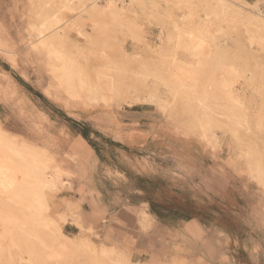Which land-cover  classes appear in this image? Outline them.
<instances>
[{"label": "rangeland", "instance_id": "374dc122", "mask_svg": "<svg viewBox=\"0 0 264 264\" xmlns=\"http://www.w3.org/2000/svg\"><path fill=\"white\" fill-rule=\"evenodd\" d=\"M255 1L248 2L254 4ZM57 7L59 3L54 0H0V126L5 131L24 142L40 147L42 143L50 144L52 139L47 133L50 121L47 120L44 111L59 110L61 114L84 121L83 119L104 109L149 104L154 106L158 118H162L165 127L169 126L176 134L198 137L207 145L220 165L232 173L248 177L264 190V179H257L259 171L264 170V28L257 29L252 23L247 24L241 18L234 19L228 8L225 10L221 8L218 0H171L169 5H163L164 10L155 14L147 11L144 14V11L136 7L137 15H132L129 22L120 24L111 19L101 22L104 31L94 29V21L85 18L84 13ZM259 7L264 11V2H261ZM51 17L52 26L48 25ZM66 21L74 24L62 30L65 39L60 49L63 50L62 53L67 51L64 55L73 57L72 60H75L80 68H85L89 72H100L107 75V78L111 74L115 77L118 70L125 71L123 91L115 100L94 101L93 91L83 89L77 79L73 88L67 87L56 70L64 61L50 59L46 48L33 43L38 39L35 37L37 30L42 29L43 35H48L52 31L56 32V29ZM46 23L47 29L49 26L51 29L46 30ZM79 25L83 26L86 32H91L96 42L94 46L89 43L85 31ZM193 29L200 31L202 38L209 43L225 45L227 51L223 65L228 68L236 67L242 73L234 84L240 99V107L233 108L237 113L234 112L232 115L227 110L230 105L227 101L211 104L214 108L211 115L218 119L210 127L212 140L201 137L197 125L199 126L200 118L204 117V112L199 111L197 106L192 109L193 103L190 100L181 97L174 99L168 90L160 85L155 88L157 92L155 95L159 100L156 103L145 100L150 95L152 82L156 85L153 76L168 69V65L174 59L189 61L190 57L186 50L189 40L186 32ZM141 71L149 73L145 83L129 79V76ZM249 78L252 79L247 81ZM105 95L112 97L109 91H106ZM137 97L140 99L139 102L135 101ZM216 114H227L228 117ZM235 115L236 117H233ZM93 136L102 156L110 155L111 153L103 146L105 144L103 139ZM42 147L55 158L54 166L61 165L62 169H65L46 147ZM118 150L113 153L119 157L121 154L127 156L128 151L125 153L123 151L125 147ZM129 154L138 156L150 170L157 171V167H160L152 166L153 156L146 150ZM182 162L177 159L174 167L177 168L176 171L173 170L177 177L170 173H162L161 168L160 174H157L161 175V178L147 177L153 183L144 182L148 190L141 195L146 196L151 203H162L160 205L168 206L169 210L178 211L181 208L180 202L187 199L189 185L184 168L180 167ZM197 181H200V178ZM131 186L139 187L136 178L132 180ZM65 187H61L60 184L56 191L48 193L49 209L44 212L42 220L57 219L63 211L69 209L71 215L77 217L83 227H78V236L91 239L99 249H115L129 263L189 264L186 258L182 257L184 253L182 246L177 245L174 240L154 243L145 239L140 241L138 246L131 245L128 248L125 243H115L110 233L112 228H109L110 237L104 230V227L111 226L112 221L106 224L99 223L93 227L84 226L81 216L84 214L87 217L93 211V206L83 207L79 201L71 203L63 199L65 209L60 213L54 208L57 197L53 195L66 189ZM88 192L87 197L92 200L94 195ZM103 196L107 201L109 196L105 194ZM131 200L136 202L138 199L132 196ZM10 206L16 213L22 211V206L16 202L10 203ZM164 209L166 208H160L158 211L161 213L164 211L162 215L167 219L168 225L176 227L173 218L175 214ZM138 218V229L143 234L145 231H142L140 226L144 229L151 227L154 219L145 210H141ZM86 229L93 231L90 233L85 231ZM3 231L4 225L0 222V235H3ZM63 231L69 235L71 230L63 227ZM9 241H11L9 238L3 240L0 238V264L29 262L31 264L30 256L21 253L15 245H9L11 244ZM42 258L38 264H57L47 256Z\"/></svg>", "mask_w": 264, "mask_h": 264}, {"label": "crops", "instance_id": "0c3cea01", "mask_svg": "<svg viewBox=\"0 0 264 264\" xmlns=\"http://www.w3.org/2000/svg\"><path fill=\"white\" fill-rule=\"evenodd\" d=\"M44 113L50 121L47 133L52 139L50 144L42 143L40 147H46L66 171L74 173L64 177L66 189L53 195L57 197L54 203L57 211L65 209L63 199L71 203L79 201L83 207L93 206L87 217L81 216L84 226L112 221L104 230L109 236L112 228L115 243H125L128 248L145 239L154 243L174 240L182 246V257L189 264H264V190L248 177L220 165L198 137L176 134L169 126L165 127L154 106L142 103L121 109L112 107L84 121L59 110ZM93 135L103 139L110 155L102 156ZM123 147L127 156L113 153ZM143 150L153 156L152 166H160L157 171L129 154ZM177 159L183 161L180 167L189 182L186 196L209 209L208 218L179 220L176 227H171L151 212V202L141 194L148 190L144 184L147 177L161 178L157 175L160 168L162 173L177 177L174 172ZM135 178L138 188L131 186ZM88 191L94 195V202L87 197ZM104 194L109 196L107 201ZM132 196L138 200L133 202ZM141 210L154 219L151 227L140 226L147 235L138 229ZM64 228L71 230L70 236L79 234V228L72 224Z\"/></svg>", "mask_w": 264, "mask_h": 264}, {"label": "bare ground", "instance_id": "6f19581e", "mask_svg": "<svg viewBox=\"0 0 264 264\" xmlns=\"http://www.w3.org/2000/svg\"><path fill=\"white\" fill-rule=\"evenodd\" d=\"M54 1L59 3V7L71 11L78 10L80 14L84 13L85 18L94 21V29L99 28L100 31H104L101 25L106 19L116 20L123 24L129 22L132 15H137L136 7L144 11V14L146 11L155 14L164 10L163 5H169L171 0ZM261 2L264 0H256L254 4L247 0H237V2L218 0L221 8L224 10L228 8L234 19L241 18L247 24L252 23L257 29L264 28V11L259 7ZM51 19L52 17L50 18L52 23L48 25L52 26L53 20ZM72 24L74 22L66 21L56 29V32L52 31L48 35H43L44 30L39 29L37 35L35 34L38 39L33 43L46 48L50 59L64 61L62 66L56 70L67 87L73 88L74 81L77 79L79 86L93 91L94 101L115 100L117 95L123 91L125 71L118 70L115 77L111 74L107 78V75L100 72H89L85 68H80V65L77 64V66L75 60H72L73 57L69 58L71 56L64 55L67 51L62 53L63 50L61 51L60 48L65 39L62 30L65 27H71ZM51 26L48 29H51ZM79 26L85 31L83 26ZM45 27L48 30L47 23ZM186 33L189 40L186 48L190 57L189 61L174 59L168 65V69L153 76L156 85L152 82L150 95L145 100L149 103H156L159 100L155 95L157 94L155 88L159 85L164 86L174 99L181 97L190 100L193 103L192 109L197 106L199 111L204 112V117L200 118L199 126L197 125L201 137L212 140L210 127L218 119L211 115L214 112L211 104L222 100L227 101L230 104L227 110L234 115L233 108L240 107V99H238L234 84L237 83L242 73L234 65V68L223 65L227 51L225 45L218 46L209 43L208 40L202 38L200 31L194 29L187 30ZM85 36L92 46L96 44L91 32L85 31ZM114 71L115 69L112 72ZM148 76V72L141 71V73L132 74L129 79L145 83ZM106 91H109L112 97H106ZM135 101L139 102L140 99L137 97ZM216 115L228 117L227 114ZM54 163L55 158L48 154L46 149L24 142L0 126V222L4 225L3 235H0V238L2 240L9 238L12 241H9L11 243L9 245H15L21 253L30 256L31 264H38L44 256L55 260L57 264H136L129 263L115 249H99L89 238L65 234L63 227L66 224L70 223L77 228H83L79 219L71 215L69 209L63 211L57 219H41L44 217V212L49 209L48 193L56 191L60 184L61 187H65L67 185L64 181L65 176H74V173L62 169L61 165L54 166ZM263 173L264 170H260L257 179H264ZM12 202L22 206L20 213L11 209L10 203ZM85 231L91 233L93 230L86 229Z\"/></svg>", "mask_w": 264, "mask_h": 264}, {"label": "trees", "instance_id": "16d2710c", "mask_svg": "<svg viewBox=\"0 0 264 264\" xmlns=\"http://www.w3.org/2000/svg\"><path fill=\"white\" fill-rule=\"evenodd\" d=\"M86 138H89V137H86ZM92 143L93 142L91 141V145H94V143L93 144ZM144 182L153 183V181L151 182L150 179H148V178H146V180ZM175 198H176V196H175ZM175 200H177V199H175ZM160 204H162V203H159V204L158 203L157 204L151 203V212L155 216H157L158 219H161V220L163 219L166 222H168L167 219L164 218V216L162 215L164 211L162 210L163 211L162 213L158 211V209H160V208L162 209L165 207L166 209H164V210H168L171 213L175 214V217H173L175 225L178 224L179 220H188V219H191L192 217H196V216L206 218L207 217L206 216L207 210L209 209L204 204L199 203L198 201H193L189 197H187V199H185V201L180 202L181 208H179L178 211L169 210L167 208L168 206H164V205H160Z\"/></svg>", "mask_w": 264, "mask_h": 264}]
</instances>
